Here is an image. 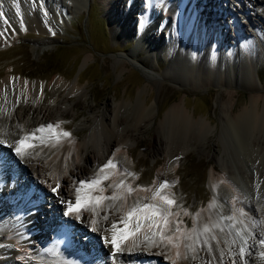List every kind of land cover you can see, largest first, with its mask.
I'll return each mask as SVG.
<instances>
[{"label": "bare ground", "instance_id": "1", "mask_svg": "<svg viewBox=\"0 0 264 264\" xmlns=\"http://www.w3.org/2000/svg\"><path fill=\"white\" fill-rule=\"evenodd\" d=\"M55 1L59 2V0ZM85 1L76 0L80 7L85 5ZM104 1L112 13H116L117 9L122 7V5H118V0ZM195 1L198 3L194 5ZM225 1L218 4L214 0L216 8L214 11L212 0H153L155 7L151 6L148 10H146V6L152 0H128L125 4V6H128L127 3L130 5L126 9L127 12L130 7L139 8L143 23H145L142 25L143 29L149 27L148 23L151 24L152 21H155V25L150 26L155 43L158 41L155 40L157 36L160 41L163 39V31L168 30L169 38L162 48H167L169 55H172L173 51L178 48L190 52L187 77L192 84H207L213 75L218 76L219 82L228 83L224 78L226 66L229 64L230 68L226 70L229 71L230 76L231 73L237 76L241 64L245 69L243 80L255 92L250 96L246 105L239 108L232 104L231 99L222 103L225 131L230 136V141H226L224 150L220 154L223 172L219 173L220 175H215V172H221V170L219 167L213 166V174L209 178L211 196L202 203V208L191 220L187 215L175 211L177 202L171 206L164 204L161 196L172 198L165 189L160 192V196H155L158 190L155 187L158 184L174 181L171 180L170 173H166L164 170L158 171L155 184L149 189H143L141 186L146 184L147 180L130 175L129 173L135 174L133 171L126 174L124 171L125 163L122 154H120L122 148H125L131 138L135 137L137 131L148 125L149 121L146 122L148 118L146 116L153 115L155 105L149 106L145 100L138 101L133 118L127 121L119 120L120 109L123 106L113 108L109 113L103 111L92 117L93 123L90 125V131L82 139L80 133L77 132H70V136L63 135L67 131L66 123L61 122V119L60 123H63L64 132L55 131L54 134H50L51 131L46 129V126L53 122L52 118L66 115L70 110H73V106L77 102H74L73 105L70 104L71 106L63 103L57 109L59 110L57 113L46 106V108L38 104L34 106L32 101L27 100L36 97L38 89L41 90L39 99L43 100L44 85L37 88V86L10 73L0 79V149L4 150L0 153V161L3 162V167L0 165V171L6 170L14 176L13 180L15 181L0 185V187L3 186L0 188V214L4 210H19V217L18 212L16 215H12L13 210L12 213L8 212L11 218L4 219L3 217L2 219L0 217V264H86L87 261L93 264H118L119 259L126 260L139 255L148 257V263L145 264H264V256L261 255L264 253V246L259 244L260 239L264 238V85L263 87L256 85L252 71L258 74V66L251 64L255 43L261 50H264V33L261 31L264 30V0H241L240 7L236 6L237 10H254L250 11L248 19L250 25L263 39L259 38V41L254 43L246 34L241 21L234 22L235 39L238 40V44L235 43L228 51L223 50V43H230L228 33L219 27L221 19L216 16L219 12L227 14L228 10H232V7L229 8L230 5L228 6ZM32 3V0H0V13H2L0 15V47L7 41H14L29 27L43 32L48 31L49 27H46L45 18L43 20L39 18ZM189 6L191 9L197 10V15L194 17L191 15ZM256 6H262L263 12L258 11ZM156 13L163 19L158 20ZM212 14H215L216 22L213 19L211 21ZM128 16L129 14L123 20L122 25L116 24L120 28L117 30L119 34L127 32L130 28L129 24L125 22ZM146 16L150 18L153 16L152 21L145 20ZM181 20L184 26H182ZM162 26L164 30L160 29ZM112 29H115L114 26ZM210 34L214 39L210 37ZM179 36L184 37L187 48L177 47ZM43 39L33 43L32 50L34 52H38L37 46L41 47L40 53L51 46L52 41L47 38ZM209 40L212 42H208ZM239 47L247 54L246 62L241 61L243 55L238 52ZM207 52H211L212 55L206 58L203 56L201 64L195 62V57L206 55ZM216 63L219 65L217 69ZM214 72L217 73L214 74ZM24 78L26 79V76ZM259 79L261 80L260 76ZM60 83V80L56 82L59 85ZM76 87L75 81L71 89ZM10 89H13L23 99L20 106L16 102L9 104L5 94ZM85 94V92L82 93L81 98L85 97ZM28 115L30 116L29 120L27 119ZM151 117L152 120L154 117ZM211 122L210 119H196L188 110L185 99L182 103H174L158 124L157 133L159 136L157 135L155 138L154 153L156 155L165 153L168 159H180L182 146L174 136L178 134V138L184 139L197 125L208 135L209 132L215 130ZM42 126H45V130L38 131ZM8 127L16 128V132L21 136L19 139L25 138L24 136L27 135L25 131L35 134V137L39 132L50 133H44L43 137L46 139L39 137L29 139V143L34 147L27 148L23 155H17L15 147L19 139L16 142L11 141V131L10 135L5 134L4 131ZM124 153L132 156L133 148H126ZM260 159L263 160V163L259 162ZM109 160H112L116 167L104 169L103 172L112 171L105 178L101 176V168ZM6 166L8 167L6 168ZM20 168H25L23 172L21 170V174L19 173ZM97 178L101 179L100 184L78 193L80 182H90ZM121 181L124 182L122 185ZM29 184L36 191L47 193L46 197L43 199L38 194H29L30 191L27 189ZM20 186L25 189L22 187L19 189ZM128 186L133 191L129 192ZM53 188H56L57 191H53ZM230 192L238 205L234 209L230 204L233 199L231 201L228 199ZM17 194L19 197H15ZM114 194L120 198L104 199L99 205H89L78 215L66 214L67 202L74 203L78 195L112 197ZM247 194L253 198H249ZM5 197L12 202V205L5 204ZM31 198L34 207L32 211L29 210L32 206L29 209L26 207L27 210L24 208V200L27 203V200ZM45 199L47 204L41 206L40 201ZM145 204L163 205L171 213L176 226L181 231H176L177 227L173 225L170 215L167 216L168 223L165 224L163 217L151 216L152 209L141 211L138 208L128 227L131 231H135L138 222L142 227L136 235L122 241V251L116 252L111 243H105V238L110 240L113 235L118 234V230L124 229L125 223L121 221L128 220V213L135 206L140 205L142 208ZM197 214L199 215L197 216ZM59 215L65 217L63 228L61 221L57 219L54 220L55 225H53L54 221L48 225L44 223L50 219V216L54 219ZM228 217H235V219L230 220L227 219ZM37 218L45 221L40 223ZM153 221L157 223L154 224ZM114 224L115 228H113ZM215 224H219L220 228L214 227ZM205 225L212 230L207 234H202L199 242L194 243L196 251L193 253L186 247L193 242L184 239L183 234L190 232L193 228L202 230ZM53 227H61L62 237L54 235L57 238L56 241H53L54 237L52 239ZM38 228L42 231V236L31 233L32 230ZM74 232L83 233L84 237L86 239L88 237L90 241L83 243L77 240V237L73 235ZM153 233H157V235H153ZM248 233L250 235L246 238ZM159 234L172 237V241L161 242ZM146 235L152 237L155 244L145 240ZM213 235L216 237L215 240L211 239ZM240 236H243L242 239L239 238ZM205 237L211 244V250L207 246H202ZM245 240L247 247L244 243ZM12 243L16 245L17 249L12 247ZM176 244H179V247H176ZM79 246L80 252L77 253ZM242 248L243 252H241ZM56 249L59 251L55 252ZM114 253L115 255H113Z\"/></svg>", "mask_w": 264, "mask_h": 264}, {"label": "rangeland", "instance_id": "2", "mask_svg": "<svg viewBox=\"0 0 264 264\" xmlns=\"http://www.w3.org/2000/svg\"><path fill=\"white\" fill-rule=\"evenodd\" d=\"M126 1L128 0H118V5H122V7L119 10L117 9L116 13H112L104 0H86L83 7H80L76 0H59V2L55 0H32L39 18L42 20L45 18L44 22L47 23L46 27H49L48 31L50 32H43L29 27L25 29L24 33L17 36L14 41H7L6 44L2 45L0 47V79L10 73L37 86V88L44 85L45 95L43 100L39 99L40 89L37 90L36 97L28 98L27 100L29 102L32 101L34 106L37 104L42 107L46 106L53 111H57V113L59 112L57 109L63 103L73 105L74 102H77L73 106V110H70L66 115L52 118L53 122L51 125L56 129H48L51 133L39 132L36 138L46 139L43 137L44 133L64 132L62 124L66 123V131L69 133H80L82 139L90 131V125L93 123L92 117L103 111L109 113L113 108L123 106L120 109L119 120L127 121L133 118L134 109L138 101L145 100L149 106L155 105L153 115H151L154 118L151 120L150 114V117L146 116V118L148 117L146 122L149 121V123L147 122L148 125L145 122L146 126L137 131L135 137L131 138L125 148H122V153L120 154H122L121 156L125 163L124 171L125 174L133 171L135 177L147 180V183L141 186L143 189H149L155 184L158 171L164 170L166 173H170V178L174 181L169 182L171 186L164 189L178 203L175 211L187 215L191 220L196 212L202 208V203L211 196L212 190L209 185V178L213 174V166H217L221 170V172H215V175H220L219 173L223 172L220 154L224 150V144L230 141V136L225 131V115L222 112V103L231 99L232 104L239 108L246 105L254 91L243 80L245 69L241 64L238 68L237 76L232 75V73L230 76L228 74L229 71L226 70L230 68L229 64L226 66L224 78L228 83L219 82L217 80L218 76L213 75L207 84H192L187 77V67L191 57L190 52L178 48V50L173 51L172 55H169L167 48H162L169 38L168 30H164L162 26L160 29L164 30L163 39L159 41V36H157L155 40L158 41L155 43L154 36L150 32V28L155 25V21H152L151 24L148 23L149 29L147 27L143 29L139 24L140 16L142 18L141 25L145 23H143L139 8L130 7L128 13L126 9L130 5L127 3L128 6H125ZM223 1L216 0L218 4ZM225 2L228 3V6L230 5L229 8L232 7V10H228L227 14L226 12L216 14L221 19L219 27L224 29L225 33H228L230 40V43H223V50L228 51L235 43L238 44V40L235 39V23L237 21H241L246 34L254 43L259 41L261 37L250 25L248 19L250 11L253 12L254 10H237L236 6L241 5V0H226ZM196 3L198 2L195 1L194 5ZM211 3L213 8H215L214 0ZM256 7L258 11L263 12L262 6ZM189 10L194 17L191 7H189ZM127 14L129 16L125 22L129 24L130 28L127 32L119 34L117 30L120 28L116 24L122 25ZM155 15L159 14L156 13ZM157 17L158 20L163 19L162 16ZM214 17L215 14H212L210 17L211 21L213 19L216 22ZM180 22L184 26L183 21L181 20ZM112 26L115 29H112ZM261 31L264 33L263 29ZM210 37L214 39L211 34ZM43 38L52 41L51 46L41 53L39 51L41 47L37 46L38 52H34L32 50L34 47L33 43L44 40ZM177 39L179 41L177 47L187 48L183 36H179ZM208 42H212V40ZM238 52L243 55L241 61L246 62L247 54L244 50L239 47ZM211 55V52H207L206 55L197 56L195 57V62H200L201 64L203 56L206 58ZM251 64L252 66L253 64L258 66V74L252 71V76L256 80V85L263 87L264 50H261L256 43L251 56ZM218 67L219 65L217 64L216 69ZM24 76H26V79ZM58 80L61 81L60 85L56 84ZM75 81L77 87L71 89ZM10 90L5 94L9 104L16 102L20 106L23 103V99L13 89ZM84 92L86 93L85 97L81 98V94ZM67 94H69L68 97H66ZM183 99H185L188 110L196 119H210L212 121L211 125L215 130L206 135V132L202 131L197 125L193 127L194 130H190L191 132L184 139L178 138V134L175 135L174 138H177L182 146L181 158L178 160L168 159L165 153L156 155L154 153V145L156 136H159L157 133L158 124L164 118L171 105L176 102L182 103ZM27 119L29 120L30 116ZM60 119L63 123H60ZM8 128V130H2L8 135H10L11 131V141L16 142L21 137L20 134L16 132V128ZM25 132L28 136L25 135L24 137H27L28 140L31 139L33 134L28 131ZM201 145L203 148H200ZM128 147L133 148L132 156L124 153ZM5 149L8 152L7 148ZM259 162L263 163V160L260 159ZM173 168L175 169L173 170ZM21 170L23 172L25 168L19 169L20 174ZM111 173L112 171L102 172L101 176L106 177ZM160 185L158 184L155 188L159 189ZM28 187L29 194H38L43 199L46 197L47 193L36 191L31 186ZM22 189H25V187H22ZM18 194L15 197H19ZM228 195L229 201L231 199L236 201L232 192ZM247 195L249 196V194ZM249 198L253 197L249 196ZM5 200L10 201L6 197ZM233 201L229 203L234 209L237 204ZM25 202L26 200H24V208L26 210V207L29 209L33 205L32 198L27 200V203ZM40 204L45 206L47 204L46 199L40 201ZM33 209L34 207L32 206L29 210L32 211ZM189 209L192 211H189ZM8 212L12 213V210L2 211L0 217L2 219L3 217L4 219L11 218ZM13 212L15 215L18 212L19 217V210L14 209ZM49 214H51V211H49ZM37 215L39 214L37 213ZM51 217H49L50 219L48 218V221L44 220L45 222L38 218L37 221L48 225L55 219L64 222L65 218L64 215H59L54 219ZM170 219L173 225L177 227L172 215H170ZM55 221L53 225L56 224ZM1 223H3L2 220ZM48 229L51 230V228ZM68 230L70 231V229ZM63 231L65 232L66 230L64 229ZM41 232L39 228L31 231V233H37L42 236ZM76 234L75 232L73 233L77 237L76 239L83 243L89 240L81 232ZM249 235L248 233L246 238ZM53 237L54 234H52V239ZM56 239L54 237L53 241H56ZM13 246L14 249H17L16 245L12 243ZM245 246L247 247V243Z\"/></svg>", "mask_w": 264, "mask_h": 264}, {"label": "snow or ice", "instance_id": "3", "mask_svg": "<svg viewBox=\"0 0 264 264\" xmlns=\"http://www.w3.org/2000/svg\"><path fill=\"white\" fill-rule=\"evenodd\" d=\"M0 15H2V13H0ZM47 129H53L54 126L49 124L46 126ZM45 130V126H42L38 131H44ZM63 135L65 136H70V133H63ZM32 138L35 139V134L32 135ZM11 147V145H9ZM30 147H34L33 144L29 143L28 138H22L20 140L17 141V146L15 147V152L17 155H23L25 150L27 148ZM116 165L113 163L112 160H109L105 165L102 166L101 168V172L104 171V169L107 168H115ZM130 175H134L129 173ZM107 178V177H105ZM101 183V179L97 178V179H93L92 181L88 182V181H82L80 182V188L77 189L78 193L83 191L84 189L88 188H92L95 185H98ZM124 182L121 181V185ZM171 185L169 184V182L165 181L160 185V188L157 190V192L155 193V196H160V192L165 188V187H170ZM117 187H120V185H117ZM53 191H57L56 188H53ZM128 191L131 192L133 191V189H131L130 186H128ZM154 196V198H155ZM120 197L117 195H113L112 197H103V196H89V195H83L77 196V199L75 200V202H67V213L68 215H72V214H79L81 213L82 210H86L88 208L89 205L95 204V205H99L101 203V201H103L104 199H119ZM161 199L163 200L165 205L171 206L174 205L176 203V201L172 198H170L169 196H161ZM140 209L141 211H143V209H152L151 212V216L152 217H157V216H161L164 219V223L167 224L168 220H167V216L170 215L171 213L168 212V210L163 206H156V205H151V204H145L142 206L137 205L135 206L129 213H128V220L127 221H121L123 223H125V227L124 229L118 230V234L113 235L111 237V239L109 240L108 238H105V243H111L115 249L116 252H120L122 251L121 249V243L122 241L127 240L130 236L136 235L139 231L140 228L142 227V225L137 224V228L135 229V231H131L128 227V224L131 221V218L136 215L137 209ZM199 214H197L198 216ZM227 219L233 220L235 219V217H228ZM154 224H156V221H153ZM116 225H113V228H115ZM214 227L216 228H220L219 224H215ZM211 228L207 225H205L202 230H198L196 228H193L190 232L184 233L183 234V238L188 240V241H192L193 243H189L188 245H186V247L191 251V252H195L196 249L194 247V243L199 242V238L202 234H207L209 232H211ZM177 232H180V228L177 227L176 228ZM221 231H223V229L221 228ZM153 235H157V233H153ZM160 238H161V242H163L164 240H168L169 242L172 241V237H165L162 234H159ZM211 239L215 240L216 237L215 235H213L211 237ZM145 240L150 241L151 243L155 244V241L152 240V237L150 236H145ZM234 242V241H233ZM244 243L246 244L247 241L245 240ZM259 244L261 246H264V238L260 239ZM176 247H179V244L175 245ZM202 246H207L209 250H211V244L208 243V239L207 237H205L204 241L202 242ZM244 249H241V252H243ZM115 255V253L113 254ZM177 255H179V253H177ZM262 256H264V253H261Z\"/></svg>", "mask_w": 264, "mask_h": 264}, {"label": "water", "instance_id": "4", "mask_svg": "<svg viewBox=\"0 0 264 264\" xmlns=\"http://www.w3.org/2000/svg\"><path fill=\"white\" fill-rule=\"evenodd\" d=\"M153 1V0H152ZM190 5V4H189ZM153 7H155V6H153ZM190 7V6H189ZM192 10V12H193V14L194 15H197V13L196 12H194V9H191ZM158 16H160L161 17V15H158ZM152 17V16H151ZM6 177H9L6 173H4V175H3V172H2V177H1V181H4L5 180V178ZM3 183V182H2Z\"/></svg>", "mask_w": 264, "mask_h": 264}]
</instances>
